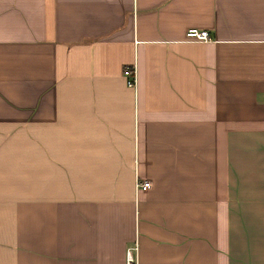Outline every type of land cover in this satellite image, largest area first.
Instances as JSON below:
<instances>
[{
  "label": "crops",
  "instance_id": "0c3cea01",
  "mask_svg": "<svg viewBox=\"0 0 264 264\" xmlns=\"http://www.w3.org/2000/svg\"><path fill=\"white\" fill-rule=\"evenodd\" d=\"M134 241L264 264V0H0V264Z\"/></svg>",
  "mask_w": 264,
  "mask_h": 264
},
{
  "label": "built area",
  "instance_id": "2783aa9c",
  "mask_svg": "<svg viewBox=\"0 0 264 264\" xmlns=\"http://www.w3.org/2000/svg\"><path fill=\"white\" fill-rule=\"evenodd\" d=\"M186 38L190 40H197V41H206L209 40V33L205 29H198V28H189L185 32ZM123 73L126 77V83L128 86L135 85V76L133 72V68L126 67L123 70ZM150 186L149 179H136L135 187L136 189H146ZM125 264H137V242L134 241L132 245L126 247L125 250Z\"/></svg>",
  "mask_w": 264,
  "mask_h": 264
}]
</instances>
